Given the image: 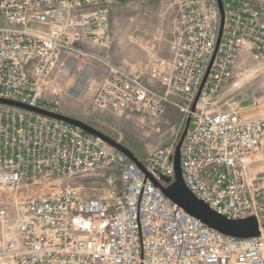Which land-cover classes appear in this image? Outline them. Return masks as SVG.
Wrapping results in <instances>:
<instances>
[{
	"label": "built area",
	"instance_id": "2783aa9c",
	"mask_svg": "<svg viewBox=\"0 0 264 264\" xmlns=\"http://www.w3.org/2000/svg\"><path fill=\"white\" fill-rule=\"evenodd\" d=\"M112 1L0 0V98L58 112L66 78L102 67L91 109L148 126L166 104L175 106L192 124L180 148L183 184L226 218L256 217L259 233L224 235L183 211L99 137L0 104L1 264H264V109L243 116L236 106L206 104L244 62L264 61L258 0H222L213 58L217 1L172 0L171 54H153L149 65L162 90L101 54L113 39ZM170 92L185 104L171 101ZM174 147L155 148L141 161L146 172L159 181L172 177ZM104 170L101 192L83 196L75 179Z\"/></svg>",
	"mask_w": 264,
	"mask_h": 264
},
{
	"label": "rangeland",
	"instance_id": "374dc122",
	"mask_svg": "<svg viewBox=\"0 0 264 264\" xmlns=\"http://www.w3.org/2000/svg\"><path fill=\"white\" fill-rule=\"evenodd\" d=\"M260 1L264 17V0ZM174 12L172 0L112 1L108 15L113 39L101 54L106 53L115 64L125 63L127 68L137 61L142 62L143 69L150 55L170 56L175 27ZM239 70L206 104L218 109L236 106L243 116H253L264 109V61H246ZM105 75L106 71L102 67L95 68L92 73L69 75L63 82L62 92L57 96L59 104L55 106V110L107 134L130 149L140 161H145L158 146L177 143L187 125L188 116L169 103L157 120L148 126H140L135 118L117 117L109 112L92 110V94ZM150 85L162 90L156 81L150 82ZM169 99L185 104L184 99L175 92L169 93ZM52 106L54 105H48L49 108ZM191 126L189 121L187 130ZM107 172L109 170L75 179L82 195H98L106 185L104 179ZM5 198L6 194L0 193V203ZM2 242L0 233V243Z\"/></svg>",
	"mask_w": 264,
	"mask_h": 264
},
{
	"label": "water",
	"instance_id": "95a60500",
	"mask_svg": "<svg viewBox=\"0 0 264 264\" xmlns=\"http://www.w3.org/2000/svg\"><path fill=\"white\" fill-rule=\"evenodd\" d=\"M216 1L219 8L218 11L220 13V26H219L218 37H216L217 41L215 48L213 50L214 53L212 55V58L216 52L215 50L217 49L219 37L222 32V26H223L222 23L224 16L222 11L223 9L222 0H216ZM212 58L210 60V63L212 61ZM210 63H208L209 64L208 69L210 67ZM204 80L205 78L203 79V81ZM0 104L10 105L11 107L15 106L24 109V111L25 110L31 111L51 117V119L54 118L56 120L64 121V123L66 122L75 125L80 129L84 130L85 132L99 137L105 144L124 153L129 158V160L133 161L143 171L142 173L145 174L146 179L148 178L153 183V185L157 186L163 192V194L167 196V198H169L178 206H180L183 209V211L188 212V214L199 219L202 223L206 224L210 228L217 230L224 235L234 236L238 238H249V237H253L254 235L255 236L258 235L259 225H258V221H256V217L248 216L246 218H241V219L226 218L225 216L211 210V208L207 204H205L202 200L194 197V195L188 190L187 186L183 184L184 182L182 179V173L180 171L181 167H180L179 157H180L181 144L187 132L186 130L190 121L189 117H187V121H188L187 125L181 132L179 140L177 141V143L174 144L175 147L172 157L173 165H174L173 176L172 177L161 176L159 181L156 178H154L150 173L146 172L143 163L137 159L136 155L130 149L125 147L120 142L118 143V141L108 136L107 134L101 132L100 130L86 124L85 122H81L76 118L58 112H54L52 110L28 105L12 99L0 98Z\"/></svg>",
	"mask_w": 264,
	"mask_h": 264
},
{
	"label": "crops",
	"instance_id": "0c3cea01",
	"mask_svg": "<svg viewBox=\"0 0 264 264\" xmlns=\"http://www.w3.org/2000/svg\"><path fill=\"white\" fill-rule=\"evenodd\" d=\"M258 2H259V6L261 8H263V6L261 4V1L258 0ZM151 56L152 55L149 56V59L147 60V64L144 65L145 69H143V67H141L142 66V62H138L137 60H136L137 61L136 64H131V66H129L130 69H129V67L127 68V65L125 63L122 64V63H117L116 62V64L124 66V68L128 69L129 71H132V72L140 74L142 80H143V78H146V80H144V81L150 84V82H154L155 81L154 78L151 77V73L149 71V68H150L149 65L151 64V61H150ZM148 62H149V64H148ZM146 73H147V75H146Z\"/></svg>",
	"mask_w": 264,
	"mask_h": 264
}]
</instances>
